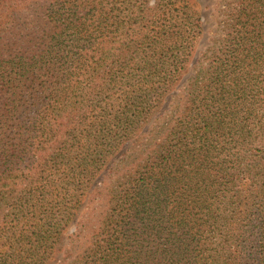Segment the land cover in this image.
Wrapping results in <instances>:
<instances>
[{
	"label": "trees",
	"instance_id": "obj_1",
	"mask_svg": "<svg viewBox=\"0 0 264 264\" xmlns=\"http://www.w3.org/2000/svg\"><path fill=\"white\" fill-rule=\"evenodd\" d=\"M235 3L197 70L188 0H0V264H264V0Z\"/></svg>",
	"mask_w": 264,
	"mask_h": 264
},
{
	"label": "rangeland",
	"instance_id": "obj_2",
	"mask_svg": "<svg viewBox=\"0 0 264 264\" xmlns=\"http://www.w3.org/2000/svg\"><path fill=\"white\" fill-rule=\"evenodd\" d=\"M146 1L152 12H157L159 4L164 0H143ZM199 12L203 20V35L195 45V55L189 62V67L199 69L204 62V55L209 54L211 49L216 46L219 37H222L227 30L228 12L236 7L235 0H188ZM151 17V16H150ZM141 32L139 25L135 26ZM123 31V30H122ZM122 33V32H121ZM87 213V212H86ZM74 229L71 227L70 232Z\"/></svg>",
	"mask_w": 264,
	"mask_h": 264
}]
</instances>
